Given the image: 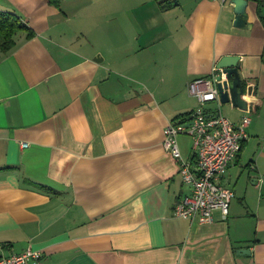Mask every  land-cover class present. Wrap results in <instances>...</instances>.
<instances>
[{
  "label": "crops",
  "instance_id": "obj_1",
  "mask_svg": "<svg viewBox=\"0 0 264 264\" xmlns=\"http://www.w3.org/2000/svg\"><path fill=\"white\" fill-rule=\"evenodd\" d=\"M168 1L0 0L27 28L10 53L0 45V258L32 247L41 264H264V0L249 1V29L231 0ZM228 55L249 109H221L248 116L250 137L222 180L228 218L200 225L174 216L191 189L164 131ZM180 150L197 162L193 141Z\"/></svg>",
  "mask_w": 264,
  "mask_h": 264
},
{
  "label": "built area",
  "instance_id": "obj_2",
  "mask_svg": "<svg viewBox=\"0 0 264 264\" xmlns=\"http://www.w3.org/2000/svg\"><path fill=\"white\" fill-rule=\"evenodd\" d=\"M229 0H223V3ZM227 75L218 67L212 76L201 77L189 84V92L199 107L185 122H170L164 131V147L179 163L183 183L191 193L182 197L174 209V216L200 225L215 222L220 211L223 219L229 216L235 191L222 185L230 166L238 158L243 143L249 139L251 119L246 116L239 123L232 122L222 112L218 78ZM216 104V108L211 107ZM189 135L194 141L197 162L182 156L179 137ZM43 252L32 247L23 253L1 257L0 264H41Z\"/></svg>",
  "mask_w": 264,
  "mask_h": 264
},
{
  "label": "water",
  "instance_id": "obj_3",
  "mask_svg": "<svg viewBox=\"0 0 264 264\" xmlns=\"http://www.w3.org/2000/svg\"><path fill=\"white\" fill-rule=\"evenodd\" d=\"M176 4L175 0L166 2L164 10L169 9ZM249 1L248 0H231V5L235 6V27L240 29H249L251 25L248 23L249 15L247 13ZM240 56H224L219 64L218 68L227 75L224 80L222 76L218 78L219 90L221 94L222 104H232L235 108H239L243 111H248V101L244 99L246 94L245 84L240 75ZM239 254H250L249 250H240Z\"/></svg>",
  "mask_w": 264,
  "mask_h": 264
},
{
  "label": "trees",
  "instance_id": "obj_4",
  "mask_svg": "<svg viewBox=\"0 0 264 264\" xmlns=\"http://www.w3.org/2000/svg\"><path fill=\"white\" fill-rule=\"evenodd\" d=\"M262 3L261 0H248ZM57 2V1H55ZM263 22L264 18L262 17ZM27 30V28L21 23L18 16L9 12L0 11V45L5 53H10L16 47V36L20 31ZM33 37V33L30 32L28 38ZM192 113L181 115L175 119V121L185 122L189 119ZM48 191V190H47Z\"/></svg>",
  "mask_w": 264,
  "mask_h": 264
},
{
  "label": "rangeland",
  "instance_id": "obj_5",
  "mask_svg": "<svg viewBox=\"0 0 264 264\" xmlns=\"http://www.w3.org/2000/svg\"><path fill=\"white\" fill-rule=\"evenodd\" d=\"M215 106H217V105H215ZM222 106H224V107H227V106H229V104L228 105H222ZM191 141H193V139L190 137V136H185V135H182L181 137H180V139H179V145H183V143H185V142H190L191 143ZM193 144H194V141H193Z\"/></svg>",
  "mask_w": 264,
  "mask_h": 264
}]
</instances>
